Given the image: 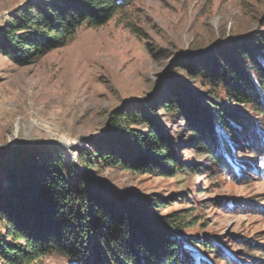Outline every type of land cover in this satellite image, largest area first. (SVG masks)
Returning a JSON list of instances; mask_svg holds the SVG:
<instances>
[{"label":"rangeland","instance_id":"374dc122","mask_svg":"<svg viewBox=\"0 0 264 264\" xmlns=\"http://www.w3.org/2000/svg\"><path fill=\"white\" fill-rule=\"evenodd\" d=\"M51 1L0 0V42L22 11ZM254 38H264V0H131L104 26H81L66 46L34 56L25 66L0 53V187L7 185L11 154L6 151L37 145L79 170L100 192L128 204L144 201V215L158 225L170 212L186 215L191 224L180 238L190 239L193 258L199 252L202 261L196 264H264V127L258 126L264 120L219 91L229 115L215 147L230 143L236 158L217 153L212 164L189 122L162 110L173 91L205 104L208 86L180 64H202L218 48ZM148 106L155 111L148 113L150 120L172 138L175 155L193 166L192 173L138 175L92 157L94 147L113 143L123 154L113 119ZM146 127L131 129L147 133ZM159 203L167 208L159 210ZM199 242L211 243L214 252L198 249Z\"/></svg>","mask_w":264,"mask_h":264},{"label":"trees","instance_id":"16d2710c","mask_svg":"<svg viewBox=\"0 0 264 264\" xmlns=\"http://www.w3.org/2000/svg\"><path fill=\"white\" fill-rule=\"evenodd\" d=\"M130 1L52 0L34 4L9 23L6 40L0 42V53L25 66L34 56L66 46L81 26H104ZM254 39L232 43L228 49L218 48L213 57L202 58V64H180L190 77L208 86L202 99L205 104L187 100L178 91H173L163 104L164 112L179 113L189 122V132L196 134L212 164L218 162L217 153L229 160L236 158L230 143L221 144L219 150L215 147L220 142L216 137L222 138L220 132L228 128L229 115L220 106L219 91L223 90L235 104L250 106L264 120V38ZM257 50L263 61L258 59ZM148 113L155 114L152 106L136 107L116 116L112 125L122 140L124 153H118L113 143L94 147L92 157L105 167H121L138 175L173 178L192 173L193 166L181 163L172 138L150 120ZM138 124H145L147 133L131 129ZM246 127L252 128L249 123ZM239 136L243 138L244 134L240 132ZM130 150L141 155L132 157ZM6 154H11V159L5 169L7 185L0 187L1 264H45L49 259L60 264L202 261L199 252L196 258L188 252L190 239L185 243L180 238L191 224L186 215L170 212L161 217L165 225L162 227L144 215V201L128 204L100 192L86 182L79 170L64 166L46 148L24 144L8 149ZM92 166L87 163L88 168ZM156 206L159 210L167 208L164 203ZM199 248L214 252L211 243L199 242Z\"/></svg>","mask_w":264,"mask_h":264}]
</instances>
